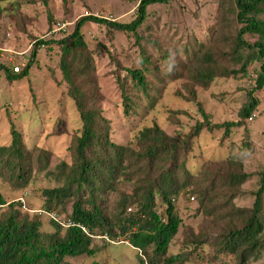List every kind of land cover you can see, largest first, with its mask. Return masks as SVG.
I'll list each match as a JSON object with an SVG mask.
<instances>
[{
	"label": "trees",
	"instance_id": "obj_1",
	"mask_svg": "<svg viewBox=\"0 0 264 264\" xmlns=\"http://www.w3.org/2000/svg\"><path fill=\"white\" fill-rule=\"evenodd\" d=\"M2 1L0 13L7 11L17 19L14 3L2 6ZM169 1L139 0L136 15L128 22L85 15L62 38L35 42L21 76L28 74L39 45H57V66L80 128L71 134L68 160L47 171L51 151L37 145L27 147L11 125L9 144L0 145V184L21 189L36 172L46 170L56 185L42 191V207L65 211L69 205L72 225L65 227L50 219L53 230L41 231L40 218L30 217L20 200L7 203L0 187V264H69L67 258L95 254L91 243L97 235L132 246L139 264H186L198 259H203L199 264H264V159L256 147L244 138L239 144L230 142L224 158L204 160L194 171L188 166L194 142L203 130L222 129L226 138L257 107L254 93L264 85V0H218L217 20L205 42L193 40L181 50L159 54L156 63L166 64L165 74L184 80L183 97L198 106L200 121L179 137L152 124L138 131L134 145L111 139V126L100 105L93 55L81 26L86 21L103 24L130 34L140 46L141 66L125 68L122 79L118 77L128 115L139 97L133 98L130 91L140 90L147 98L152 86L147 75L158 69L151 56L143 54L140 42L145 39L140 28L149 5ZM0 69L8 79L20 76L3 64ZM250 76L254 86L237 112L238 119L212 122L196 101V87L208 89L216 78ZM61 123L56 133L63 131L59 130ZM180 196L196 200V211L206 225L196 233L184 232L185 249L170 254L169 245L181 222L175 204Z\"/></svg>",
	"mask_w": 264,
	"mask_h": 264
},
{
	"label": "rangeland",
	"instance_id": "obj_2",
	"mask_svg": "<svg viewBox=\"0 0 264 264\" xmlns=\"http://www.w3.org/2000/svg\"><path fill=\"white\" fill-rule=\"evenodd\" d=\"M14 3L19 17L12 19L7 11L0 13V64L9 69L20 67L18 78L8 79L0 69V145L9 144L13 127L22 135L27 147L37 145L51 151L47 171L55 170L56 163L68 160V144L71 134L80 128V120L71 99L65 94L66 84L58 69L59 48L55 44L39 45L34 63L26 76H21L30 59L37 39L53 37L60 39L73 30L75 23L85 15L101 16L110 20L128 22L136 15L139 0H4L2 6ZM218 15V0H172L166 4L148 6L147 19L140 28L143 54L151 56L158 69L147 75L151 82L147 98L139 90L131 95L134 111L124 113L119 81L125 68H138L140 46L130 34L109 29L103 24L86 21L81 26L83 35L92 52L95 72L102 99L103 116L109 120L111 139L118 144H135V137L143 127L157 124L166 133L182 136L201 115L198 106L185 100L183 79H172L165 74V63H156L165 50L183 49L193 40L205 42ZM56 22L65 23L66 30L50 33ZM10 36L6 37L5 33ZM8 57L13 58L11 62ZM161 71L162 73H160ZM13 72V70H11ZM167 72V71H166ZM129 83V88H130ZM253 77L216 78L208 89L196 87V101L210 115L212 122L236 121L239 108L246 102L253 88ZM258 104L256 117L245 124L232 128L226 138L222 129L203 130L194 142L188 158L193 171L202 161L221 159L229 152V143L239 144L247 139L264 159V85L255 91ZM152 102V103H151ZM151 103V104H150ZM62 121L56 133L58 123ZM46 170L35 173L29 184L15 189L7 183L0 184L7 203L20 200L22 209L31 217H39L43 232H51L50 218L43 212L42 191L56 185ZM22 199V200H21ZM176 212L181 222L168 252L175 254L185 249L183 233H196L203 224L198 215L197 202L191 196H180L176 201ZM58 210V211H57ZM158 210H161L159 207ZM55 211L61 220H68L69 205L65 211ZM59 212V213H58ZM91 246L96 252L91 257L67 258L69 264H139L136 250L122 241H112L106 236H93ZM206 253V251H204ZM206 255H203V257ZM188 262L186 264H199ZM210 261V259H209Z\"/></svg>",
	"mask_w": 264,
	"mask_h": 264
},
{
	"label": "built area",
	"instance_id": "obj_3",
	"mask_svg": "<svg viewBox=\"0 0 264 264\" xmlns=\"http://www.w3.org/2000/svg\"><path fill=\"white\" fill-rule=\"evenodd\" d=\"M65 30H66V24L65 23L56 22V24L54 25L53 29H51V32H58V31H65ZM5 36L6 37H9L10 36V33L9 32H6L5 33ZM0 49H2V51L5 50L3 48H0ZM12 59L13 58H11V57H8L7 58V60L9 62H11ZM11 69L13 70V73L20 71V67L18 65L12 66ZM255 117H256V113H252L251 116L248 118V120L251 121ZM191 199H193V198L191 197ZM39 212L45 213L50 219H53L54 221L58 222L62 226H65L66 227V226L72 225V222L69 219L66 220V221L61 220V218L59 217V215L55 211H53V210H51V211L50 210L49 211L44 210V211H39ZM83 230L85 231L84 228H83Z\"/></svg>",
	"mask_w": 264,
	"mask_h": 264
}]
</instances>
